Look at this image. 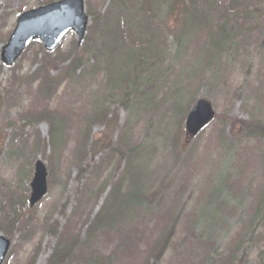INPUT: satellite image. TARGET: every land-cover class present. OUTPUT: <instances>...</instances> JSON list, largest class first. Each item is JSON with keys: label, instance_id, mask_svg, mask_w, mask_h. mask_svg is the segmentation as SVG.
<instances>
[{"label": "rangeland", "instance_id": "1", "mask_svg": "<svg viewBox=\"0 0 264 264\" xmlns=\"http://www.w3.org/2000/svg\"><path fill=\"white\" fill-rule=\"evenodd\" d=\"M49 1L0 0V50L19 13ZM97 1L98 10L90 4L94 15L109 2ZM251 11L237 30L233 18L234 36L219 53L211 46L208 26L182 32L163 7L155 22L169 26L145 39L150 47L160 46L153 54L150 48L141 52L129 46L132 54H141L138 65L145 73L126 83L117 54L104 37L90 32L82 48L71 32L53 52L34 41L12 67L0 60V224L9 201L20 194L27 199L16 209L25 213L37 159L48 163L51 178L26 226L13 233L6 264H29L33 258V264H46L59 240L51 226L67 238L81 235L80 246L70 244L66 264H90L99 260L98 254L101 259L112 256L111 264H142L173 219L175 232L158 264H220L235 251L233 264H264V140L241 133L244 121L264 122V0L248 1L239 13ZM157 54L165 60H157ZM74 55L82 56V65L66 73ZM45 59L50 75L61 79L51 97L40 94L31 80ZM148 74L151 80L145 81ZM135 86L140 95L129 105ZM199 98L210 100L227 121L217 118L187 142L184 122ZM179 105L185 113H178ZM39 108L48 112L34 115ZM105 110L114 116L110 127L98 120ZM121 135L124 147H141L134 153L133 173L144 193L156 197L134 212H121L129 215L122 227L107 228L103 222L90 230L107 192L126 169L124 157L108 154ZM86 146L92 150L85 155ZM87 163L92 168L77 180ZM125 179L128 185L131 176Z\"/></svg>", "mask_w": 264, "mask_h": 264}, {"label": "trees", "instance_id": "2", "mask_svg": "<svg viewBox=\"0 0 264 264\" xmlns=\"http://www.w3.org/2000/svg\"><path fill=\"white\" fill-rule=\"evenodd\" d=\"M248 1L254 0H113L111 8L106 14H92L93 24L89 32L91 35L100 34L104 37L107 41L109 50L118 51L121 48L124 51V54L119 51L120 56H116L115 58L118 60L117 68L119 70V75L123 77L126 83L130 78H139L145 73V70L138 65L141 54L137 56L132 54L131 49H128L129 46L134 49L138 48L141 52L145 51L144 48H150L149 51L152 54V51L160 46L150 47L149 40L145 39L156 32L162 31L161 27L167 28L169 26V22H163L164 25H157L155 22L163 7L166 9L167 16H169L170 19L173 17V20L180 24L182 32H186L195 25L208 26L207 32L211 35L209 36V40H212L211 46L215 51L220 53L221 50L224 49L228 39L234 36L230 35L233 30V18L236 19L234 29L237 30L240 26H243L246 20L252 15L253 11L248 14L246 12L243 14L239 13L247 8ZM91 38V36L88 37V40L90 41ZM161 57L165 60L161 55L157 54L155 56L157 60ZM49 62L50 61L47 59L42 60L38 69L32 76L33 84L36 85L37 91L45 97H51L55 94L61 83L59 77L50 75L48 71ZM82 62L83 59L81 55H74L65 72H76V70L81 67ZM45 65L47 68L43 70L45 69ZM147 80H151L149 74L145 81ZM116 84H118V82H116ZM114 87L118 89L121 85H114ZM139 88V86L133 87L130 94L129 105L132 103L134 104L135 99L140 95V93H138ZM114 90L109 94L110 99L114 96L112 93ZM106 111L107 110L103 113ZM47 112L48 111L39 112L34 115ZM56 114H59V112L56 111ZM219 118L223 121H227L226 116H219ZM103 119L105 120V122L103 121L104 125L110 127L113 123L114 116L113 118H109L107 113L101 114L98 120L102 122ZM56 130L57 127H52L51 143L53 144L55 143L53 135ZM241 133L246 138L264 140V122L256 119L244 121ZM88 136V132L83 134V141L86 144ZM123 141L124 136L121 135L120 139L117 141V146L111 149L108 154L111 157L115 156V158L120 156L124 157L126 159V169L123 171L122 177L113 183L112 189L102 208L90 221V230H93L96 225H100L103 222H106L107 228L112 226L120 228L122 227L120 224L129 216L128 214L119 215L121 212L130 209L134 212V210L139 209L143 205L149 204L156 197V193L151 195L144 193L143 185L133 173L132 165L134 153L141 150V147L130 144L129 147L126 148L123 145ZM91 150L92 147L86 146L84 149L85 155ZM92 165L93 163L83 164L79 176H77L76 179L79 180L81 176L85 175L92 168ZM262 166L264 169V156ZM142 173L143 171L141 170V174ZM125 175L131 176L128 185H126ZM260 198L261 202H264V191L261 192ZM25 200L26 195L24 197L19 195L17 199L14 197L9 201V210L6 212L4 220L0 224V229L5 230L8 235L13 236L14 229L21 231L28 222V214L31 211L26 210L25 213H20L16 209L17 205L23 204ZM257 211H259L258 206L256 208V212ZM17 222H19V224H17ZM175 224L176 219H173L172 223H168L164 227L158 238L155 239L151 247L152 251H150L149 256L143 260L142 264H158L161 261L173 238ZM49 231L52 236L59 238V240L47 264H66L70 244H77L80 246L82 243L80 238L81 235L78 233L71 238H67L65 232L61 231L59 227L54 229L52 226L49 228ZM236 255H238L237 251L229 252V254L224 257L225 260L221 259L220 264H233ZM97 258L99 260L91 261L90 264H111L112 256H106L101 259V256L98 254ZM33 262L34 258L29 264H33Z\"/></svg>", "mask_w": 264, "mask_h": 264}, {"label": "water", "instance_id": "3", "mask_svg": "<svg viewBox=\"0 0 264 264\" xmlns=\"http://www.w3.org/2000/svg\"><path fill=\"white\" fill-rule=\"evenodd\" d=\"M87 23L88 16L84 12V0H61L25 12L18 18L13 34L2 48V60L8 65H13L23 49L36 37L44 41L46 49L52 50L70 29L78 33L81 44ZM213 117L214 111L211 104L204 99L197 101L186 120L188 134L196 135ZM47 175L45 164L40 160L37 161L31 182V206L46 194ZM10 244V240L0 235V264Z\"/></svg>", "mask_w": 264, "mask_h": 264}]
</instances>
